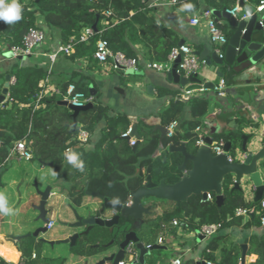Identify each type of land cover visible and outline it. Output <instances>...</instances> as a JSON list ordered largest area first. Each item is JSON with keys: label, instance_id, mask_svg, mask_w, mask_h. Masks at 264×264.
Instances as JSON below:
<instances>
[{"label": "trees", "instance_id": "obj_1", "mask_svg": "<svg viewBox=\"0 0 264 264\" xmlns=\"http://www.w3.org/2000/svg\"><path fill=\"white\" fill-rule=\"evenodd\" d=\"M236 0H177L172 8L183 7L185 11L195 12L200 7L213 10L229 9ZM20 19L7 23L0 20V45L19 44L30 27H38L44 32V26L59 31L61 43L72 41L73 51L69 55L60 54L71 61L86 59L97 64L92 54L99 36L107 40L113 51H120L128 58H135L138 66L144 62H163L170 49L177 45L179 38L175 31L161 23L155 16V7H148L143 0H20ZM110 12L105 16L106 12ZM106 21L107 23H104ZM42 23L44 26H42ZM96 24V33L85 42L78 38L85 26ZM139 46V47H137ZM224 69V66H223ZM5 74L14 77L9 85V100L0 102V176L4 172L5 161L13 143L24 139L26 148L31 152V160L37 163H52L58 177L64 180L67 196L79 204L85 190H98L105 197L116 203L126 204L130 192L143 185L145 177L150 174L153 182L165 178L166 182L177 181L182 173L177 168L183 156L168 150V145L184 143L186 149L194 152L196 135L194 131L202 129L200 119L209 109V101L203 96H191L187 101L176 98L178 89L156 86L157 97H170L166 106H162L156 116L163 127L171 121H181L179 129L170 136L160 139L159 130L141 119L136 120L137 133L141 140L135 150L121 134L130 126L131 121L124 113H113L99 100V93L92 95V108L81 111L76 117V127H72L71 111L59 100L69 84L76 90L90 94L89 85L95 87L93 78L81 71L72 70L69 77L60 83V94L43 97L37 106L34 96L40 90L39 81L47 76V69L37 65H20L19 60L5 72L0 73V91ZM230 76V74H228ZM187 109L189 118L184 119L183 112ZM99 123H103L99 139L90 149L84 145L76 146L74 137L81 124L92 131ZM241 126L214 133L213 138L242 143ZM71 147L69 151L66 149ZM189 167L190 164L188 163ZM143 170V171H142ZM232 177L227 175L222 181L224 197L221 206L215 203V194L210 192L211 200H203L201 195L192 194L183 202L175 205L168 200H159L161 214L154 219L156 225L171 218H178L185 228L198 230L201 225L220 222L221 225L239 219L234 215L237 207H251L258 202L244 200L241 189L231 190ZM264 198V197H263ZM150 198L144 199L149 201ZM171 206H170V205ZM150 210L156 205L150 204ZM151 214V213H150ZM262 211L254 213L258 221ZM146 216V215H145ZM144 216V217H145ZM150 216V215H148ZM144 221H145V217ZM141 219V221L143 220ZM134 219L125 218L112 232L103 227H94L82 237L86 250L75 248L77 254L91 255L103 250L106 244H118L126 231L133 229L140 239L146 235L134 225ZM259 224V221L257 222ZM252 246L258 253L255 264H264V233ZM254 239V237H253ZM32 239L20 243V260H28L33 249L29 247ZM93 246V244H96ZM93 246V247H92ZM75 247H79L78 245ZM36 249V248H35ZM135 249V248H134ZM37 250V249H36ZM39 255L40 251H36ZM234 259H223L221 264H236L238 250L233 252ZM211 258V257H208ZM53 262L51 258L32 261L33 264ZM0 264H14L0 257ZM193 264V263H190Z\"/></svg>", "mask_w": 264, "mask_h": 264}, {"label": "crops", "instance_id": "obj_2", "mask_svg": "<svg viewBox=\"0 0 264 264\" xmlns=\"http://www.w3.org/2000/svg\"><path fill=\"white\" fill-rule=\"evenodd\" d=\"M6 2H11V0H6ZM257 0H248V2L243 3L246 5H250L254 8ZM200 7L199 9H201ZM197 9L195 12L185 11L183 7L172 8L170 6H158L155 9V16L157 19L166 25L167 27L172 28L177 34L179 40L182 39L185 44H187L192 52L202 51L203 47H206L209 52L213 51L214 45L209 41L208 34L204 23L191 24L189 22L190 18L198 14ZM241 14V13H239ZM220 27L223 32L227 36L233 32V28L231 27V23L226 18L219 19ZM42 26L43 23H42ZM46 38L40 44V47L34 49L32 54L28 57L22 58L19 60L20 65H37L42 66L44 68L49 67L48 63V54L52 53L56 50L57 46L61 44L60 34L57 30L49 29L44 26ZM37 44V45H39ZM226 45L222 46V50H224ZM139 47V46H137ZM6 46L0 45V73L5 72L9 69L12 63L17 60L16 58L8 57L6 55ZM195 54V53H194ZM198 57V56H197ZM97 63V62H96ZM142 66H138L136 71L120 74L115 72L114 74L109 69L108 64H91L89 65L86 59H78L71 61L67 57L58 56L55 62L51 65V72L49 74L48 80L45 83L46 89H57L60 90V83L65 80V78L69 77L72 70L81 71L82 73L93 78V82L95 87L92 84L89 85V88L92 89L91 96L99 93V100L109 107V101L113 98L115 100V105L118 107L116 110L111 109L113 113H124L130 119L131 124L135 123L137 119H141L145 121L149 125H153L154 129L155 125H161L156 113L162 106H166L169 102L170 97H157L156 96V86H165L170 89H181V94H185L184 90L171 82H168L165 76V71H156L152 70L147 66V61L141 64ZM224 66V69H223ZM198 74L200 77L205 78V82L211 81L212 83H216L219 79L223 78L225 80L226 86H247L248 91H244L242 93L243 102H241L240 108H234V112L231 116L229 114V110H233V100L237 95H224L225 99H227L230 104L227 108H223L222 105H215L212 107V111L208 110V114L215 113L220 110L221 112L227 115L226 121L225 119H212L211 121H207L206 117L203 116L200 121L202 123V129L195 130L194 134L197 136L203 137L204 135H211L212 140L213 134L222 132L227 129H234L241 126L242 134L247 136V146L252 151L264 150V129L262 127V122L264 121V62L259 63L257 66L246 69L241 72H233L232 67L226 65H215L213 69L209 68L202 61H199L198 64ZM230 74V76H228ZM128 78L133 80L132 83L128 81ZM147 85H151L150 91L152 94H149L147 90ZM3 86V81H2ZM133 87L138 89L142 95L141 97L147 101L156 102L154 106V111L152 114L137 118V116H133L130 113L124 111V106L126 100L132 98L136 95L133 91ZM44 88V89H45ZM212 89H204L200 92L189 93L188 98L191 96H203L208 98V94L212 93ZM203 92L204 94H202ZM180 94V95H181ZM207 94V95H206ZM6 97V96H5ZM6 99V98H5ZM182 100V101H187ZM209 101V99H208ZM214 103V101L212 102ZM110 108V107H109ZM184 119L189 118V112L187 109L184 110L183 116ZM130 124V126H131ZM181 121H177L176 129L181 131L180 127ZM220 128L214 129L218 125ZM103 123H99L95 126V128L90 132V137L88 143L85 145L86 148H92L96 141L99 139L101 131H102ZM163 127V126H162ZM213 128V130H212ZM137 129V128H136ZM166 129V127H165ZM160 133V131H159ZM251 138V139H250ZM251 140V146L248 144V140ZM141 140V138H140ZM139 140V141H140ZM138 141V142H139ZM137 142V143H138ZM136 143V145H137ZM241 146V145H240ZM31 158L28 160L20 159L17 155H9L5 161V165L7 166L0 176V257L7 262L15 263L20 260V251L16 246V241L14 238H11L9 235L18 236L23 235L29 232H33L38 227L44 226L41 222L33 221L35 218H26L21 221H33L34 225L32 228L28 230H20L15 233L13 231L14 228H10V226H14L11 221H17V218L20 214H23L24 211L19 207V205H23L22 202H17L16 199L19 195L18 190H13L15 187L19 185L18 180L14 178H6V169L11 166L13 161H16L24 168L21 169L24 175L23 181L28 184L29 182H36V186L38 189L42 190L44 187L49 184L51 185L50 198L56 197L57 195H61L63 200L67 201L68 204V212L67 217L63 222H72L74 221L71 209H75L79 214L84 215L88 210H91L92 213H96L97 209L100 207L101 200L96 197H91L84 193L80 198L79 204L73 202V199L67 196V188L65 186L64 180L61 177H58V172L54 174L47 171V167L54 168L53 166H43L37 162H30ZM9 165V166H8ZM257 169L261 172L264 184V157L256 162ZM56 170V169H55ZM143 171V170H142ZM244 179V178H243ZM248 184L247 191L243 192L244 200L248 202H255V187ZM242 185L241 187H243ZM13 188V189H12ZM11 189L13 191H11ZM61 189V190H60ZM88 191H95V189H90ZM264 197V196H263ZM262 197V198H263ZM49 198V199H50ZM48 199V200H49ZM160 199L150 198L149 201H143V205L147 207L150 204L156 205V207L151 210L149 213L150 216H145L144 214L142 218H145L142 221L140 219L134 221L135 225L139 230H143L144 227H150L151 224L154 225V229H157V234L155 236V240L152 243H145L142 238L140 241L146 246L156 244L157 247L150 250L149 254L145 255L144 261L145 264H169V262L173 258H180L182 264H197V262H203L207 264V261H210L212 264H221L223 259H234L235 254L233 252L238 250V258L236 264L239 260H241L242 255V245H245V254L243 256L244 264H255L258 259L257 251L253 250L254 246H252V240L255 242V236L260 238L264 233V228L257 224V220L253 216L254 213L257 214V210H263L260 207V203L257 205H253L254 212L249 215L244 216H236L239 219L228 221L221 225V228L218 229L210 237L206 238H198L195 230H191L189 228L184 227V223L180 221L178 218H171L159 225H156L154 221H150L154 219L157 215L161 214V209L159 204ZM260 202V200H258ZM256 201V202H258ZM173 202V201H171ZM129 203V201H128ZM174 203V202H173ZM175 204V203H174ZM51 205V204H50ZM170 205V204H169ZM46 208V217L50 222H52V226L50 228H46V231L53 228L54 220L52 217L55 215V210L52 208ZM171 206V205H170ZM149 208V207H148ZM70 213V214H69ZM112 215L111 211H107L104 216L110 217ZM260 215V214H259ZM70 216V218H69ZM141 218V219H142ZM259 218V216H258ZM177 220V224L174 225L172 220ZM7 225V226H6ZM70 229V231H69ZM61 235L59 237L52 238V240L62 239L68 237L74 232L81 230V228H69L61 227ZM44 231V232H46ZM43 232V233H44ZM137 233V232H136ZM39 235L36 238H39ZM139 237V235L137 234ZM147 236V234L145 235ZM143 236V237H145ZM83 236L78 237L75 240V243L70 245V264H95L105 255H109L112 252H116L118 249V244H110L108 247H104L103 250L96 252L91 255H83L77 254L74 249L76 248L78 251L80 249L86 250L87 247L82 244H86L85 240L82 239ZM161 238V242L157 243V239ZM254 237V239H253ZM33 237L23 238L19 241L24 243L26 239H30ZM34 238V239H36ZM140 238V237H139ZM9 243L10 245L6 244ZM32 241L29 242V244ZM32 245V244H30ZM79 247H75V246ZM97 245L93 244V246ZM107 245V244H106ZM105 245V246H106ZM92 246V247H93ZM20 247V246H19ZM136 258L138 252L134 249ZM37 253L34 249L31 253ZM211 257V258H208ZM41 258H51L53 262H48L49 264H56L55 260L61 259V263H63L64 259L62 257H47L43 255V252H40L39 255L35 259H31L29 257V261L32 262L36 259ZM47 261L43 262L46 263ZM41 263V264H43ZM60 263V264H61ZM103 264H111V262L106 261ZM129 264H139L137 262H130Z\"/></svg>", "mask_w": 264, "mask_h": 264}, {"label": "water", "instance_id": "obj_3", "mask_svg": "<svg viewBox=\"0 0 264 264\" xmlns=\"http://www.w3.org/2000/svg\"><path fill=\"white\" fill-rule=\"evenodd\" d=\"M38 1L39 0H35V2ZM240 6L244 10L249 11L250 16L248 18L239 19L237 17H233L226 12L225 8L222 10H211L217 20L221 18L228 19L231 23V27L234 29L227 38V43L223 50L222 57H219L215 50L209 52L206 47H203L202 51L194 52L195 55L198 56V60L202 61L211 69H213L215 65L222 66L224 64L227 67H232L233 72L238 73L246 69H251L259 63L264 62V18H262V13L255 11L252 6L243 4L242 2H240ZM92 28L94 31L97 30L95 23L92 25ZM183 43L184 41L180 39L177 45H181ZM6 55L11 57L10 52H6ZM16 59L21 60L22 57L17 56ZM178 61L179 59L177 58L172 67L165 72L168 82L180 86L184 92L188 93L200 92L204 89L213 90L214 83L211 81L205 82L206 79L200 77L198 71L188 74L187 76L176 72V65ZM10 77V74H5L3 77V86L0 91V102L3 101L4 97L8 93ZM150 88H152V86L147 85L146 91L149 94H152ZM244 91H248L247 86H226L224 89V95H237L232 102L234 106L233 110L228 111V116L235 113L234 108L236 109L241 107V102H243L242 93ZM92 92V89H90V94ZM224 95L218 96L215 92V96L219 99L220 105H222L223 108H227L230 102L224 98ZM59 104L66 106L71 111L73 129L76 127V117L78 113L88 110L93 106L92 102H88L83 106H74L65 100H60ZM227 115L218 110L210 115L207 113L206 119L208 122L212 119H216L218 121L221 118H227ZM223 121L225 122L226 119ZM130 127V136H133L138 142L140 140V136L137 133L136 124L132 123ZM155 128H158L160 131V139H162L166 134L165 127L155 125ZM213 128L218 129L220 126L218 125ZM241 138L242 143L238 153V159H234L232 162L228 161L227 158V154L231 148V142H225V153L213 154L210 149V144L212 142L211 135H204L201 137L202 145L197 146L194 152L188 151L184 143L179 145H168L169 151L178 152L183 156L181 163L177 165V168L182 173L181 177L177 181L169 183L166 182L163 177L159 182H153L150 174H147L143 185L130 192V201L126 204L116 203L102 195L98 190H85V194L101 200L100 207L97 209L96 213H92L91 210H88L84 215H81L75 209H71L74 221L63 222L62 225L64 227L75 229L81 228V230L62 239L49 241L41 239V241L46 242L51 246L59 243H65L72 246L78 237L87 235L94 227H103L108 229L109 232H112L114 228L118 227L123 219L132 218L134 220H138L141 219L144 214H148L150 209L143 205V201L146 198L173 201L175 205H178L192 194L201 195L203 200H207L206 194L213 192L215 194L214 200L216 205L221 206L224 200L222 194V181L227 175H230L233 180L231 190H242V185L250 183L255 187L254 201L256 202L262 199L264 196V184L261 172L257 169L256 162L264 157V150L252 151V149H249L247 146V136L242 134ZM131 147L132 150H135L136 144ZM188 163L190 164L189 167L187 166ZM42 165L52 166V163H42ZM33 185L37 189L38 197V203L33 206L38 214L33 221H39L44 224V226L38 227L33 232L23 235H9L11 238L15 239L16 246L18 248L20 246L19 241L21 239L28 237L36 238L39 233L46 231V225L49 222L46 217L45 207L48 199L50 198V191L52 187L47 184L44 189L40 190L37 188L36 182H34ZM107 211L112 212L110 217L104 216ZM195 232L197 233L198 238H200L198 231L195 230ZM112 243L113 242H109L105 247H108V245ZM129 243H133L135 250L138 252L137 258L134 262L139 264H145V255L149 254L150 250L157 247L156 244L146 247L140 241L136 231L130 229L124 233L122 240L118 243L117 251L112 252L109 255H105L95 264H103L106 261L111 262V264H117V261L123 258L125 247ZM244 254L245 245H242L241 261H243ZM197 264L204 263L197 262Z\"/></svg>", "mask_w": 264, "mask_h": 264}, {"label": "built area", "instance_id": "obj_4", "mask_svg": "<svg viewBox=\"0 0 264 264\" xmlns=\"http://www.w3.org/2000/svg\"><path fill=\"white\" fill-rule=\"evenodd\" d=\"M143 1L146 3L148 7H155V8L158 6L172 7L177 2V0H143ZM17 2L22 6L20 0H17ZM240 2L246 3L248 2V0H236L235 4L231 8L226 9V12L231 16L237 17L239 19L248 18L250 16V13L248 10H244L240 6ZM254 9L255 11L261 12L262 18H264V0H257L256 4L254 5ZM198 11H199L198 14L191 17L189 22L191 24L204 23L207 30L209 41L214 45L215 48L214 50L217 52L219 57H222L223 50L221 48L222 46L226 45L227 36L220 27L219 20L215 18V16L211 12V9L209 8H201ZM109 14L110 12L108 11L105 13V16H108ZM104 23L107 22L104 21ZM95 33L96 32L91 26H85L82 29L78 41L85 42ZM45 38H46V34L42 29L38 27H30L23 35L21 42L19 44L6 46V51L11 53L12 58H16L17 56H21L22 58H25L30 56L32 54L33 48L37 44L42 43L45 40ZM72 45L73 43L71 40L66 43H61L57 46L54 52L48 54L47 58H48V63L50 65L47 68V76L44 79L40 80L38 83L40 90L34 96L35 106L38 105V103L43 97H46L51 94H60V90L46 89L45 83L47 82L49 74L51 72V65L55 62V60L60 54L69 55L73 51ZM92 57L98 64H108L109 69L116 71L120 74L136 71L138 67L135 58H128L120 51L111 50L107 40L101 36H99L95 42V50L92 54ZM177 58L179 59V61L176 65V72H178L179 74L187 76L188 74L195 73L198 71V64H199L198 57L192 52L191 48L185 43L172 47L165 61L147 62V66L152 70L166 72L172 67V65L174 64ZM13 82H14V77L11 76L9 80V85ZM225 88H226L225 80L221 78L214 84L213 91H215L218 96H223ZM188 94L189 93L186 92L185 94L178 95L176 98H178L179 100H187ZM6 100H9L8 94L3 99V101ZM60 100H65L74 106H83L88 102H92L93 97L91 95H86L82 91L76 90L74 84H69L66 87L65 93L62 95ZM176 126H177V121L176 120L171 121L166 127L165 136L170 137L174 133ZM262 127L264 129V121L262 122ZM196 130L199 129L197 128ZM130 132H131V127L129 126L126 129V131H124L121 134V137L125 138L130 146H133L136 144L137 140L133 136H130ZM89 134L90 132L86 128H84L81 124H79L76 131V136L74 137L76 146L86 145L89 141V137H90ZM225 142L226 141L223 138L213 139L210 144V149L212 153L213 154L225 153L224 152ZM195 145L196 146L202 145V140L200 135L199 136L196 135ZM70 149L71 147H68L66 149V152L69 151ZM9 155H17L18 158L25 160H28L32 157L31 152L26 148L24 139L17 140L13 143ZM227 158L228 161L230 162L234 161L235 159L229 153L227 154ZM206 198L209 200L212 199L210 193L206 194ZM259 203L261 209L263 210V213L259 215L258 221L260 226L264 228V198L260 199ZM253 212H254V207H237L234 211V215L244 216V215H249L250 213ZM172 222L174 225L177 224V220L175 219L172 220ZM51 226H52V222L49 221L48 224L46 225V228H50ZM220 228H221L220 222L208 223L201 225L197 231H198V235L201 238H206L213 235ZM160 242H161V238L159 237L157 239V243ZM150 246L151 245L149 244L146 245V247H150ZM133 247H134L133 243L127 244L124 250V256L122 259L117 261V264H129L130 262L136 260V255L133 250ZM36 257L37 254L35 252L31 253L30 256L31 259H35ZM14 264H33V263L30 262L29 260H18ZM43 264H48V263H43ZM169 264H182V261L180 258H173L169 262ZM207 264H212V263L210 261H207ZM237 264H244V261L239 260Z\"/></svg>", "mask_w": 264, "mask_h": 264}, {"label": "rangeland", "instance_id": "obj_5", "mask_svg": "<svg viewBox=\"0 0 264 264\" xmlns=\"http://www.w3.org/2000/svg\"><path fill=\"white\" fill-rule=\"evenodd\" d=\"M40 44L36 45L33 48V50L40 47ZM111 72L114 74L116 71L112 70ZM128 81L130 83L133 82V80L131 78H128ZM177 89L179 91L178 94L180 95L181 89H179V88H177ZM133 91L136 93V95L133 96L132 98H129L128 100H126L127 102H125L124 111H126L127 113H130L133 116H137V118L146 117V116L152 114L154 111V106H155L156 102H151V101H147V100L143 99L141 97L142 93L138 89H136L135 87H133ZM201 93L204 94L203 92H201ZM208 99H209V109L208 110L212 111V107H214L215 105H220V101L215 96L214 91H212V93L208 94ZM213 101H214V103H212ZM108 105H109L110 109H113V110H116L118 108V107L114 106L115 100L113 98L109 101ZM201 121H202V119H201ZM250 139L248 140L249 146H251V140ZM84 147H85V145H84ZM85 149H89V148L85 147ZM239 151H240V143L237 142V143H235L234 146L232 145V147L230 148L229 154L232 157H234L235 159H238ZM30 162H35V161L30 160ZM11 166H13V167H8L5 171L6 172V178H14L16 180L19 179V181H18L19 185L17 187H15L14 189L13 188L12 189L18 190L19 195L17 196L16 203L22 202V200H23V203H22L23 205H19V207H21V209L24 211L23 214L19 215V217L17 218V221H11L14 224V226H10V228H14L13 231L15 233H17L21 230H28V229L33 227V225H34L33 221H21V220H22V218L26 220V218H29V217L35 218L37 216L38 213L33 208V206L38 203V199H37L38 197H37V189L34 187L33 182L28 181V184H27L25 181H23L24 175H23V172L21 171V169L24 168V166H21L16 161H13ZM47 171L52 173V174L57 172L55 170V167L53 169L50 167H47ZM58 173H60V170H58ZM247 186H248L247 183L244 184L242 189L244 191H247V188H248ZM12 189H11V191H13ZM50 204L51 205L53 204L52 208H53V210H55V215H54V217H52L54 220V224H53L54 226L52 229H49L46 232L42 233L39 236V238H36V239L31 238L32 239L31 240L32 245H29V247L31 249H34L35 251L39 250L40 252H43L44 256H47V257L57 256V257H62L64 259L63 263H61V261H62L61 259L55 260L56 264H60V263L61 264H70L71 260H70V245L69 244L59 243V244H54L51 246L48 243L41 241V239L49 241V240H52V238L59 237L61 235V232H62L61 227H62L63 220H65V218L68 216L67 215V212H68L67 201L63 200L61 195H57L56 197L55 196L51 197L47 201L46 208L50 209L51 208ZM149 214L150 213H148L146 216H148ZM69 218H70V216H69ZM69 231H70V229H69ZM142 231H144V233L147 234V236L143 235L145 237L142 236V240L145 243H147V242L152 243L153 240H155V236L157 234V229H154L153 224H151L150 227H147V226L144 227ZM6 244L10 245L8 242ZM46 263H48V262H46Z\"/></svg>", "mask_w": 264, "mask_h": 264}, {"label": "clouds", "instance_id": "obj_6", "mask_svg": "<svg viewBox=\"0 0 264 264\" xmlns=\"http://www.w3.org/2000/svg\"><path fill=\"white\" fill-rule=\"evenodd\" d=\"M20 8L21 5L17 2V0H11V2L0 0V20H3L7 23L19 20Z\"/></svg>", "mask_w": 264, "mask_h": 264}, {"label": "flooded vegetation", "instance_id": "obj_7", "mask_svg": "<svg viewBox=\"0 0 264 264\" xmlns=\"http://www.w3.org/2000/svg\"><path fill=\"white\" fill-rule=\"evenodd\" d=\"M151 211V210H150ZM143 219V218H142ZM139 221H141V219L139 220ZM134 225H135V223H134Z\"/></svg>", "mask_w": 264, "mask_h": 264}]
</instances>
